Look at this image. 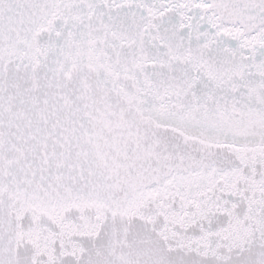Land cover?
<instances>
[{"label": "snow or ice", "instance_id": "obj_1", "mask_svg": "<svg viewBox=\"0 0 264 264\" xmlns=\"http://www.w3.org/2000/svg\"><path fill=\"white\" fill-rule=\"evenodd\" d=\"M0 264H264V0H0Z\"/></svg>", "mask_w": 264, "mask_h": 264}]
</instances>
